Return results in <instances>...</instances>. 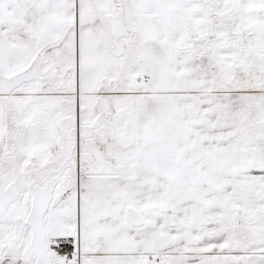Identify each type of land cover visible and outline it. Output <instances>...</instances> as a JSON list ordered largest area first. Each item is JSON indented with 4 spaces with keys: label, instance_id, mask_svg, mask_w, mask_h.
Returning <instances> with one entry per match:
<instances>
[{
    "label": "snow or ice",
    "instance_id": "snow-or-ice-1",
    "mask_svg": "<svg viewBox=\"0 0 264 264\" xmlns=\"http://www.w3.org/2000/svg\"><path fill=\"white\" fill-rule=\"evenodd\" d=\"M0 264H264V0H0Z\"/></svg>",
    "mask_w": 264,
    "mask_h": 264
}]
</instances>
